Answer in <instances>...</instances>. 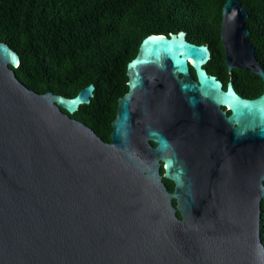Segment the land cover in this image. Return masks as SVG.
<instances>
[{
  "label": "water",
  "instance_id": "obj_1",
  "mask_svg": "<svg viewBox=\"0 0 264 264\" xmlns=\"http://www.w3.org/2000/svg\"><path fill=\"white\" fill-rule=\"evenodd\" d=\"M247 17L226 0L220 40L229 73L260 77L258 97L207 73V45L150 34L109 142L70 117L93 84L35 93L0 42V264H264V69Z\"/></svg>",
  "mask_w": 264,
  "mask_h": 264
},
{
  "label": "trees",
  "instance_id": "obj_2",
  "mask_svg": "<svg viewBox=\"0 0 264 264\" xmlns=\"http://www.w3.org/2000/svg\"><path fill=\"white\" fill-rule=\"evenodd\" d=\"M225 1L0 0V42L18 54L20 63L12 70L35 93L72 98L93 84L90 104L80 106L70 117L109 142L117 100L128 90L127 64L150 34L183 31L187 41L208 46L205 69L224 88L230 82L244 98L262 93L259 76L240 69L229 73L225 66L220 40ZM238 1L248 13V38L264 69V0ZM163 182L171 192L173 183ZM260 230L264 244V198Z\"/></svg>",
  "mask_w": 264,
  "mask_h": 264
},
{
  "label": "flooded vegetation",
  "instance_id": "obj_3",
  "mask_svg": "<svg viewBox=\"0 0 264 264\" xmlns=\"http://www.w3.org/2000/svg\"><path fill=\"white\" fill-rule=\"evenodd\" d=\"M206 71H207V69H206ZM190 72H191V75H192V77H194V75H193V73H192V70L190 69ZM207 73L209 74V75H211L208 71H207ZM217 78V77H216ZM223 84V83H222ZM240 95V94H239ZM241 96V95H240Z\"/></svg>",
  "mask_w": 264,
  "mask_h": 264
}]
</instances>
